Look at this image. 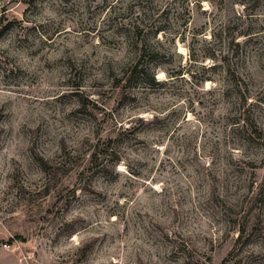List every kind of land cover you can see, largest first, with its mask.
Wrapping results in <instances>:
<instances>
[{"label":"rangeland","instance_id":"rangeland-1","mask_svg":"<svg viewBox=\"0 0 264 264\" xmlns=\"http://www.w3.org/2000/svg\"><path fill=\"white\" fill-rule=\"evenodd\" d=\"M133 25L161 84L122 92ZM239 116L264 136V0H0V264H264V148Z\"/></svg>","mask_w":264,"mask_h":264},{"label":"trees","instance_id":"trees-1","mask_svg":"<svg viewBox=\"0 0 264 264\" xmlns=\"http://www.w3.org/2000/svg\"><path fill=\"white\" fill-rule=\"evenodd\" d=\"M125 28V27H122ZM126 31L128 34L127 37V47L134 52V57L131 63H129L127 66H124V68L121 69V72L116 78L114 79V87L116 89L125 91L126 87L131 88L135 87L137 85H143V86H156L161 84L159 80H157L156 75L154 74L153 68L158 66L157 62L154 58H152L151 55L154 54V57L157 55V52H155L152 48V45L148 43L146 40L141 39V31L139 30L138 26H129L126 27ZM212 59L215 58V56H211ZM223 61V60H222ZM224 65H226L227 70L226 72L229 73V64L227 61L225 62L224 59ZM239 75V74H238ZM235 72L230 75V83L233 85L235 89L241 93V90L239 86L241 84L246 85L245 82L240 80V76H238ZM138 87V86H137ZM133 97V96H130ZM242 100H246L244 95L241 96ZM237 103V102H236ZM235 103V104H236ZM241 116V115H240ZM239 116L238 122L239 126L241 125V128L245 132H247V137L251 140L256 142L257 144L261 145L264 148V136H261V131L258 130V128L250 125V128H248V120L246 118H241ZM242 122V123H241ZM134 131V127L128 126L126 128H122V131L114 136L106 137V138H95L96 142H93L89 145L88 148V161H87V167L82 168L81 170H78L76 173V177L79 180H83L85 174L87 172H93V173H100L104 172L105 169H108L109 167L115 166L120 160L119 158V152H118V146L119 143L117 142V136L125 133H130ZM70 156L68 154H62L60 156V162L56 165H51L49 162H45L41 159L40 162V170L45 175L48 176V179L51 180L57 177L58 175H61L64 173L62 170L64 167H70ZM261 190V189H260ZM261 192V191H260ZM259 196L261 193L258 194ZM248 228H245L243 224L240 222L237 223V231H238V240L243 237L245 232ZM253 228H251L252 231Z\"/></svg>","mask_w":264,"mask_h":264},{"label":"snow or ice","instance_id":"snow-or-ice-1","mask_svg":"<svg viewBox=\"0 0 264 264\" xmlns=\"http://www.w3.org/2000/svg\"><path fill=\"white\" fill-rule=\"evenodd\" d=\"M181 51H183V50L181 49Z\"/></svg>","mask_w":264,"mask_h":264}]
</instances>
